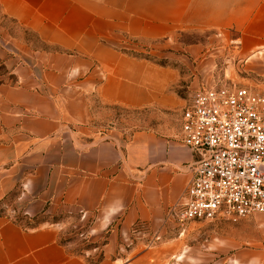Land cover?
I'll return each instance as SVG.
<instances>
[{
    "label": "crops",
    "instance_id": "1",
    "mask_svg": "<svg viewBox=\"0 0 264 264\" xmlns=\"http://www.w3.org/2000/svg\"><path fill=\"white\" fill-rule=\"evenodd\" d=\"M191 32L203 37L183 44ZM130 39L223 64L201 74L238 77L245 60L264 76V0H0V264H189L173 262L167 215L192 178L182 122H96L111 107L177 105L179 68L128 54ZM82 212L97 248L73 236ZM222 218L229 264H264V214Z\"/></svg>",
    "mask_w": 264,
    "mask_h": 264
},
{
    "label": "built area",
    "instance_id": "2",
    "mask_svg": "<svg viewBox=\"0 0 264 264\" xmlns=\"http://www.w3.org/2000/svg\"><path fill=\"white\" fill-rule=\"evenodd\" d=\"M181 142L193 154L186 165L192 178L169 208V219L184 225L264 213V91L234 83L200 87L182 114ZM80 219L87 225L74 228L73 236L85 249L97 248L91 241L93 220L87 212ZM144 228L134 226L127 248Z\"/></svg>",
    "mask_w": 264,
    "mask_h": 264
},
{
    "label": "rangeland",
    "instance_id": "3",
    "mask_svg": "<svg viewBox=\"0 0 264 264\" xmlns=\"http://www.w3.org/2000/svg\"><path fill=\"white\" fill-rule=\"evenodd\" d=\"M198 33L187 34L181 42L189 45L201 40ZM34 39V36H31ZM128 45L123 51L138 57L153 60L158 64L170 65L179 68L182 74V80L176 87L178 91V102L174 108H162L160 106H151L141 109H121L112 108V113L107 118H100L96 122H106L103 125H117L125 129L128 133L139 129H156L171 130L176 125L181 124L182 114L185 108L190 104L196 91L204 85H230L249 86L257 91H264V76L257 74L253 76L249 74L245 68V60L240 64V76L231 78H223L219 74H201V68L207 70L215 68L220 70L223 64H200L197 60L189 58L181 61V55L184 54L183 47H162L156 46L149 41L130 39ZM236 43L232 42V46ZM239 44V43H238ZM200 65V66H199ZM0 69L1 66L0 59ZM110 109V110H111ZM181 140V139H180ZM254 214H264L256 212ZM222 217L215 219L192 220L184 225H176L175 229H171L173 237L180 238L176 245L177 253L173 262L181 263L186 261L189 264H196L197 258L205 259V264H229L236 262L233 253L237 247L226 244L225 238L230 235L229 224ZM35 223V222H34ZM183 233V234H182ZM184 253V256L182 255ZM200 262V263H201Z\"/></svg>",
    "mask_w": 264,
    "mask_h": 264
},
{
    "label": "trees",
    "instance_id": "4",
    "mask_svg": "<svg viewBox=\"0 0 264 264\" xmlns=\"http://www.w3.org/2000/svg\"><path fill=\"white\" fill-rule=\"evenodd\" d=\"M1 66H2V68H3V70H4V66L1 64ZM2 69H0V71H3ZM26 216V215H25Z\"/></svg>",
    "mask_w": 264,
    "mask_h": 264
}]
</instances>
